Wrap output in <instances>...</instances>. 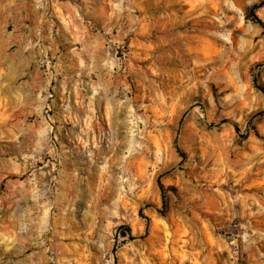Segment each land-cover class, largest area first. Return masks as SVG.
Returning a JSON list of instances; mask_svg holds the SVG:
<instances>
[{
  "label": "rangeland",
  "instance_id": "rangeland-1",
  "mask_svg": "<svg viewBox=\"0 0 264 264\" xmlns=\"http://www.w3.org/2000/svg\"><path fill=\"white\" fill-rule=\"evenodd\" d=\"M251 11L0 0V264H264Z\"/></svg>",
  "mask_w": 264,
  "mask_h": 264
},
{
  "label": "trees",
  "instance_id": "trees-1",
  "mask_svg": "<svg viewBox=\"0 0 264 264\" xmlns=\"http://www.w3.org/2000/svg\"><path fill=\"white\" fill-rule=\"evenodd\" d=\"M251 14H252V16H253V18L256 20V22H258L261 26H262V28H263V32H264V23H262L257 17H256V15L254 14V13H252V11H251ZM254 81L256 82V87L264 94V85H262V84H257V81H256V78L254 79ZM121 229H122V234L124 235V234H128L129 236H130V229H129V227H120Z\"/></svg>",
  "mask_w": 264,
  "mask_h": 264
}]
</instances>
